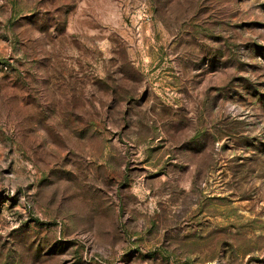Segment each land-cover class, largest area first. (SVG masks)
<instances>
[{
	"label": "rangeland",
	"instance_id": "1",
	"mask_svg": "<svg viewBox=\"0 0 264 264\" xmlns=\"http://www.w3.org/2000/svg\"><path fill=\"white\" fill-rule=\"evenodd\" d=\"M0 264H264V0H0Z\"/></svg>",
	"mask_w": 264,
	"mask_h": 264
}]
</instances>
